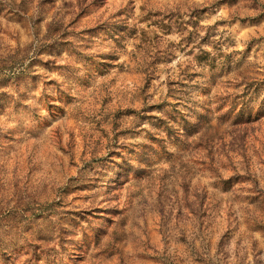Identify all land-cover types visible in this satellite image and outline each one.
I'll use <instances>...</instances> for the list:
<instances>
[{"label":"rangeland","instance_id":"obj_1","mask_svg":"<svg viewBox=\"0 0 264 264\" xmlns=\"http://www.w3.org/2000/svg\"><path fill=\"white\" fill-rule=\"evenodd\" d=\"M0 264H264V0H0Z\"/></svg>","mask_w":264,"mask_h":264}]
</instances>
